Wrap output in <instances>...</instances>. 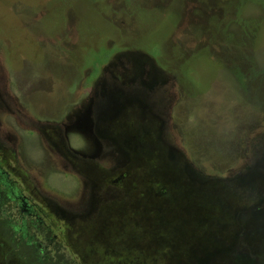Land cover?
<instances>
[{"label": "rangeland", "instance_id": "obj_1", "mask_svg": "<svg viewBox=\"0 0 264 264\" xmlns=\"http://www.w3.org/2000/svg\"><path fill=\"white\" fill-rule=\"evenodd\" d=\"M240 4L0 0V171L46 264H264V6ZM2 184L0 264H38Z\"/></svg>", "mask_w": 264, "mask_h": 264}, {"label": "flooded vegetation", "instance_id": "obj_2", "mask_svg": "<svg viewBox=\"0 0 264 264\" xmlns=\"http://www.w3.org/2000/svg\"><path fill=\"white\" fill-rule=\"evenodd\" d=\"M100 89L102 90L103 93L98 91L96 101H99L101 96L104 95L103 87H101ZM90 120L93 119L90 118ZM0 181L1 183H3L2 185H4L6 189H8V193H10L11 195L10 202L20 212V216H21V221H22L21 227H14L16 225H14V223L11 222L12 223L11 229H13L15 233H22L23 235L22 237H28L29 239L32 240V242L35 245L37 246L39 245V247L46 252L45 247H43L44 241L42 242L41 239L43 238V240H48V237H46L45 235L41 236L42 234H40V237H38L39 233L36 232L37 231L36 229H38L37 223L39 222L40 227L42 226L43 223L40 222L39 214L35 205L31 203V201L22 192L16 193L14 187L8 183L6 177L1 173V171H0Z\"/></svg>", "mask_w": 264, "mask_h": 264}, {"label": "trees", "instance_id": "obj_3", "mask_svg": "<svg viewBox=\"0 0 264 264\" xmlns=\"http://www.w3.org/2000/svg\"><path fill=\"white\" fill-rule=\"evenodd\" d=\"M245 2H246V0H242V4H240V5H243V4H245ZM247 2L249 3V2H252V3H254V4H257V5H261V6H264V0H247ZM240 10V9H239ZM26 241H28V240H26ZM32 242V241H31ZM31 245L32 246H30L29 247V251H30V253L32 254V255H34L35 257V259L36 260H39V262H38V264H46L47 262L45 261V259H44V257H43V249H41L40 247H39V245L37 246V245H35L33 242L31 243ZM37 255H38V257H37ZM52 264V263H51ZM59 264H62V263H60L59 262Z\"/></svg>", "mask_w": 264, "mask_h": 264}]
</instances>
